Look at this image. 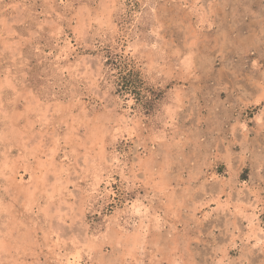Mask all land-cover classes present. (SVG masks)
<instances>
[{
    "label": "rangeland",
    "instance_id": "obj_1",
    "mask_svg": "<svg viewBox=\"0 0 264 264\" xmlns=\"http://www.w3.org/2000/svg\"><path fill=\"white\" fill-rule=\"evenodd\" d=\"M263 229L264 0H0V264H264Z\"/></svg>",
    "mask_w": 264,
    "mask_h": 264
},
{
    "label": "bare ground",
    "instance_id": "obj_2",
    "mask_svg": "<svg viewBox=\"0 0 264 264\" xmlns=\"http://www.w3.org/2000/svg\"><path fill=\"white\" fill-rule=\"evenodd\" d=\"M110 3H111V2H110ZM68 39H69V38H68ZM66 40H67V38H66ZM69 40H70V39H69ZM68 44H69V43H68ZM70 44H71V43H70ZM70 44H69V45H70ZM72 44H73V43H72ZM78 44H79V43H78ZM73 45H74V44H73ZM67 46H68V45H67ZM128 46H129V45H128ZM70 49H71V47H70ZM135 50H136V49H135ZM76 51L78 52V50H76ZM69 53H70V52H69ZM76 54H77V53H76ZM8 78H9V77H8ZM13 82H14V81H13ZM10 89H13V88H10ZM17 95H18V94H17ZM30 111H33V110H30ZM128 112H129V111H128ZM30 113H31V112H30ZM42 113H43V112H42ZM126 122H127V121H126ZM129 122H130V121H129ZM29 125H30V124H29ZM34 126H35V125H34ZM31 128H32V127H31ZM18 131H19V130H18ZM22 132H23V131H22ZM22 132H21V133H22ZM2 136H3V135H2ZM24 142H25V141H24ZM92 144H93V143H92ZM23 146H24V145H23ZM5 149H6V148H5ZM119 157H120V156H119ZM4 161H5V160H4ZM4 161H3V162H4ZM38 161H39V160H38ZM39 162H40V161H39ZM119 164H120V163H119ZM135 164H136V163H135ZM117 166H118V165H117ZM59 173H60V172H59ZM42 174H43V173H42ZM109 179H111V178H109ZM59 180H60V179H59ZM112 180H113V179H112ZM58 182H59V181H58ZM106 183H107V182H106ZM111 188H112V187H111ZM105 190H106V189H105ZM45 191H46V190H45ZM58 192H59V191H58ZM111 193H112V192H111ZM107 194H108V193H107ZM54 195H55V194H54ZM109 196H110V195H109ZM135 200H136V199H135ZM218 200H219V199H218ZM137 202H139V201H137ZM137 202H136V204H137ZM138 204H140V203H138ZM138 204H137V205H138ZM218 204H219V203H218ZM127 205L129 206V204H127ZM140 205H141V204H140ZM135 207H136V206H135ZM255 207H257V206H255ZM255 207H254V209L256 210ZM125 208H126V207H125ZM212 208H213V207H212ZM126 209H127V208H126ZM126 209H125V211H128V210H126ZM142 209H143V208H142ZM233 209H234V208H233ZM254 209H252V210H254ZM129 210H130V209H129ZM133 211H134V210H133ZM136 212H137V211H136ZM45 213H46V212H45ZM115 213L117 214V212H115ZM118 213H119V211H118ZM126 213H127V212H126ZM156 213H157V212H156ZM47 214H48V213H47ZM141 214H142V213H141ZM144 214H145V213H144ZM144 214H143V215H144ZM119 215H121V214H119ZM119 215H118V216H119ZM131 215H133V213L130 214V216H131ZM130 216H129V217H130ZM114 217H116V216H114ZM124 217H125V216H124ZM142 217H143V216H142ZM255 217L257 218L258 216L255 215ZM255 217H254V218H255ZM118 218H120V217H118ZM126 218H127V217H126ZM126 218H124L125 221H126ZM115 219H116V218H115ZM120 219H121V218H120ZM127 219H128V218H127ZM129 219H130V218H129ZM145 219H146V218H145ZM258 219H259V218H258ZM157 220H159V219L157 218ZM112 221H113V219H112ZM119 221H121V220H119ZM119 221H118V222H119ZM141 221H142V220H141ZM250 221H251V220H250ZM116 222H117V220H116ZM118 222H117V224H118ZM121 222H122V221H121ZM121 222H120V223H121ZM157 222H158V221H157ZM110 223H111V222H110ZM120 223H119V224H120ZM139 223H140V222H139ZM117 224H116V225H117ZM121 224H122V223H121ZM259 224H260V223H259ZM112 225H113V224H112ZM138 225H141V223L138 224ZM124 226H125V225H124ZM145 226H147V225L145 224ZM256 227H258V226L256 225ZM262 227H263V226H262ZM122 228H123V227H122ZM145 228H147V227H145ZM253 228H254V227H253ZM253 228H252V229H253ZM136 229L138 230V228H136ZM136 229H135V231H136ZM140 229H141V228H140ZM254 229H256V228H254ZM258 229H259V230H262L261 227H258ZM141 230H143V229H141ZM146 230H147V229H146ZM263 230H264V229H263ZM135 231H134L133 235L136 234ZM254 232H255V231H254ZM263 232H264V231H263ZM141 233L143 234V232H141ZM260 235H261V234H260ZM142 236H143V235H142ZM142 236H141V237H142ZM251 236H252V235H251ZM261 236H262V235H261ZM134 238H135V236H134ZM261 238H262V237H261ZM132 239H133V238H132ZM140 239H141V238H140ZM135 240H136V239H135ZM138 240H139V239H138ZM260 240H262V239H260ZM131 241H132V240H131ZM262 241H263V240H262ZM134 243H135V242H134V240H133V244H134ZM137 244H138V242H137ZM139 244H140V243H139ZM139 244H138V245H139ZM7 246H8V245H7ZM97 246H98V245H97ZM261 246H262V245H261ZM66 260H68V258H67ZM64 261H65V260H64ZM72 263H73V262H72ZM72 263L68 261L67 264H72ZM65 264H66V263H65Z\"/></svg>",
    "mask_w": 264,
    "mask_h": 264
}]
</instances>
